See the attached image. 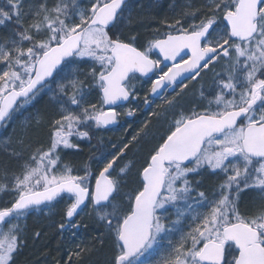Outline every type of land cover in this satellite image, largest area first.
<instances>
[{
    "label": "snow or ice",
    "instance_id": "1",
    "mask_svg": "<svg viewBox=\"0 0 264 264\" xmlns=\"http://www.w3.org/2000/svg\"><path fill=\"white\" fill-rule=\"evenodd\" d=\"M167 7L0 3V264L61 205L56 264H264V0Z\"/></svg>",
    "mask_w": 264,
    "mask_h": 264
},
{
    "label": "trees",
    "instance_id": "2",
    "mask_svg": "<svg viewBox=\"0 0 264 264\" xmlns=\"http://www.w3.org/2000/svg\"><path fill=\"white\" fill-rule=\"evenodd\" d=\"M2 2H3V0H0V3H2ZM165 2H166V5H165ZM169 2H170V0H160L161 8L158 9V11L162 13L163 12L162 10L167 7ZM152 19H153L152 16L146 17L147 21H151ZM139 115H140V117L134 118L136 122L131 125L135 129L139 127L140 123L143 122L144 119L149 118L146 115V112H141ZM128 128L129 127L126 126L124 128L118 129L117 132H122V134H124ZM110 133L112 134L113 132H109L107 134H110ZM129 134L130 133L127 134L128 137H129ZM110 139L113 140L114 137L110 138ZM84 156H88V154L84 152ZM49 223H51V221H49ZM44 227H49V226H44ZM42 229H43V227H42ZM42 229H40V230L38 229V231H40L42 233L41 238L38 241H36L35 243H32V246L30 245L31 248L30 249L28 248L29 253L27 255V252H28V249H27V251L25 253V258L22 260V263H24V264H35V262H33V261L39 259L44 264H52V263L54 264V263H56L55 262L56 260L60 259L62 253H58L56 251V249L62 244V239L58 235V229L54 228V230L50 231V233H48V232L46 233L45 230L44 229L42 230ZM87 232H88V230L85 229L84 234H87ZM31 237H32V234H31ZM85 237H87V236H85ZM50 239H52V242H56L54 247H52V245H49ZM105 246L106 245H104V246L97 245V251L93 255L90 264H106V261L110 256V249H107V251H106ZM26 256H27V258H26ZM39 264H41V263H39Z\"/></svg>",
    "mask_w": 264,
    "mask_h": 264
},
{
    "label": "rangeland",
    "instance_id": "3",
    "mask_svg": "<svg viewBox=\"0 0 264 264\" xmlns=\"http://www.w3.org/2000/svg\"><path fill=\"white\" fill-rule=\"evenodd\" d=\"M167 2V1H166ZM166 2H165V5H166ZM165 9V10H164ZM162 11V13L160 12V16L161 17H163L165 14H167L169 11H170V9L169 8H164ZM142 123V122H141ZM118 129H121V128H118ZM118 129L117 130H115L112 134L110 133V134H107L106 136H104V139H105V141L106 142H108V141H113V142H116V143H119L120 141H121V139H123V138H125V137H128L127 136V134L128 133H131L135 128H133V126H131V127H129L126 131H125V133L124 134H122V132H117L118 131ZM113 138L114 137V139L112 140V139H110V138ZM40 138L41 139H46V132H41L40 133ZM83 151L85 152V153H87L88 155H90V153H89V150L87 149V148H84L83 149ZM71 157H69V159H70ZM63 208V205H61L60 207H58V208H56V209H53L52 211H50V212H37V213H35V214H33V215H31L29 218H28V220H27V226H28V229H29V234H28V236H31V234H33V232H35L36 231V228H37V224H39V225H44V226H49L48 227V230L46 229V233L48 232V233H50V231H52V230H54V228H56L57 229V227L55 226V225H58V223L60 222V217H58V218H56L57 217V215H58V213H59V210L60 209H62ZM82 216H83V219H84V222H86L87 221V216H86V214H82ZM42 221V222H41ZM49 221H51V223H49ZM88 222V221H87ZM41 227V226H40ZM85 233V229H81L80 230V236H87V234H84ZM32 243H33V241H32V239L31 238H29V249L31 248V246H32ZM31 245V246H30ZM106 248H105V250L107 251V249H110V246L109 245H106L105 246ZM28 248H26L25 250H24V254H23V256H21L20 257V264H24V263H22V260L25 258V253H26V251H27V249ZM29 249H28V252H27V255H28V253H29ZM26 258H27V256H26ZM33 262H35V264H39V263H41V264H44L41 260H39V259H37V260H35V261H33ZM53 264V263H52ZM54 264H56V263H54Z\"/></svg>",
    "mask_w": 264,
    "mask_h": 264
},
{
    "label": "bare ground",
    "instance_id": "4",
    "mask_svg": "<svg viewBox=\"0 0 264 264\" xmlns=\"http://www.w3.org/2000/svg\"><path fill=\"white\" fill-rule=\"evenodd\" d=\"M40 226H41V227H40ZM42 227H43V229H44L45 231H46V229L48 230V227H44V225H42V224H41V225L37 224L36 231H38V229H39V230L42 229ZM43 229H42V230H43ZM29 238H31V236H29ZM53 241H54V240H53ZM49 242H50L49 245H52V247H54V245H55L56 242H52V239H50ZM55 262H56V261H55Z\"/></svg>",
    "mask_w": 264,
    "mask_h": 264
}]
</instances>
